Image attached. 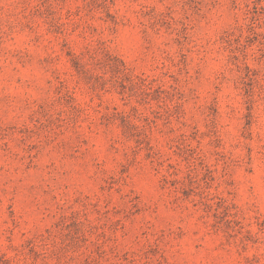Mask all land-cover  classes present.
Listing matches in <instances>:
<instances>
[{"label":"rangeland","instance_id":"rangeland-1","mask_svg":"<svg viewBox=\"0 0 264 264\" xmlns=\"http://www.w3.org/2000/svg\"><path fill=\"white\" fill-rule=\"evenodd\" d=\"M0 264H264V0H0Z\"/></svg>","mask_w":264,"mask_h":264}]
</instances>
